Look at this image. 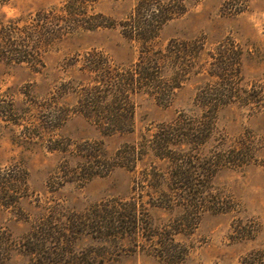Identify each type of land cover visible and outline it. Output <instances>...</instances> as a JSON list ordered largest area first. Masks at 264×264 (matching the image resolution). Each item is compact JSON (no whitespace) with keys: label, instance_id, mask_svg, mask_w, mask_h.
I'll return each instance as SVG.
<instances>
[{"label":"rangeland","instance_id":"1","mask_svg":"<svg viewBox=\"0 0 264 264\" xmlns=\"http://www.w3.org/2000/svg\"><path fill=\"white\" fill-rule=\"evenodd\" d=\"M63 1L12 0L0 4V21L60 8ZM137 2L101 0L93 11L120 21ZM186 4L187 12L163 27L155 48H165L172 39L202 37L212 51L231 39L243 53V85L264 81V0ZM93 49L124 66L139 56V45L119 28H101L58 43L37 68L0 62V264H264V109L233 105L217 113L215 134L202 153L241 154L220 167L212 181L224 212L206 208L194 224L180 227L186 217L181 209L148 200L144 173L152 165L165 169L152 151H144L136 173L107 165L119 149L139 144L181 113L200 117L195 98L208 77H192L168 102L138 96L134 131L106 134L74 113L78 97L73 90L59 94L63 83L72 89L84 79L80 64L69 65L77 54ZM64 109L70 112L59 114L61 121L53 118L54 111ZM97 161L105 175L91 177L89 167ZM134 177L141 185L136 191ZM134 203L143 222L138 230L117 221ZM167 231L180 252L174 263L160 256L155 239H148Z\"/></svg>","mask_w":264,"mask_h":264},{"label":"trees","instance_id":"2","mask_svg":"<svg viewBox=\"0 0 264 264\" xmlns=\"http://www.w3.org/2000/svg\"><path fill=\"white\" fill-rule=\"evenodd\" d=\"M11 1L0 0V4ZM100 1L64 0L60 8L1 20L0 62L37 68L43 64L44 56L65 39L101 28H119L124 38L139 45L138 59L124 66L96 49L77 54L69 66L80 64L78 71L84 79L72 89L66 83L59 88V94L73 90L78 97L74 113L93 121L106 134L134 131L138 96L168 102L185 82L204 73L208 81L199 87L195 98V105L202 110L200 117L181 113L174 121L158 125L151 135H144L139 144L119 149L107 168L123 167L136 173L137 162L144 157V151H152L165 169L161 171L160 167L152 165L143 175L144 182L149 180L150 203L165 209H181L186 217L180 227L194 224L206 208L224 212L211 189L212 181L220 167L238 161L241 154L232 150L227 155L221 151L204 155L202 149L215 134L217 113L222 108L237 105L252 111L264 109V81L250 87L243 85V53L231 39L221 42L212 51H207L202 37L172 39L165 48H155L163 27L187 12L186 0H138L134 11L120 21L95 13L94 6ZM67 112L70 110L54 111L53 118L61 121L59 114L66 116ZM99 163H91L88 170L91 177L105 175L98 171ZM133 182L136 191L141 185L136 177ZM135 204L132 209L125 207L117 221L132 223L138 230L143 222ZM121 229L128 232L124 227ZM170 235V231L154 233L148 239H155L160 256L174 263L179 260L180 252L176 251L177 244Z\"/></svg>","mask_w":264,"mask_h":264}]
</instances>
